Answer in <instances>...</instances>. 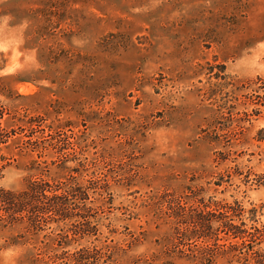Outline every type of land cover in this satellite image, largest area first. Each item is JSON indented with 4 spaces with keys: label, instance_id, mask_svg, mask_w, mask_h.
I'll use <instances>...</instances> for the list:
<instances>
[{
    "label": "rangeland",
    "instance_id": "rangeland-1",
    "mask_svg": "<svg viewBox=\"0 0 264 264\" xmlns=\"http://www.w3.org/2000/svg\"><path fill=\"white\" fill-rule=\"evenodd\" d=\"M0 114V190L88 195L68 226L0 221V264H239L173 229L264 206V0H0Z\"/></svg>",
    "mask_w": 264,
    "mask_h": 264
},
{
    "label": "trees",
    "instance_id": "trees-1",
    "mask_svg": "<svg viewBox=\"0 0 264 264\" xmlns=\"http://www.w3.org/2000/svg\"><path fill=\"white\" fill-rule=\"evenodd\" d=\"M257 134V141H263L264 129ZM11 136L12 131L2 128L0 123V146L7 144ZM219 162L224 161L220 159ZM254 182L264 187V173L258 175ZM87 198V193L77 183L33 181L19 193L0 190V221L10 226L19 225L27 232L42 230L50 224L57 228L59 224L68 226L76 216L69 207ZM263 210L264 206L246 210L238 203L208 202L206 205L198 202L190 211L188 225L182 230L177 227L173 230L176 238L193 237L201 240L205 247L212 245L218 249L217 243L221 240L218 238L222 235L225 242L223 251L236 263L264 264V225L259 224L258 219L264 217Z\"/></svg>",
    "mask_w": 264,
    "mask_h": 264
}]
</instances>
